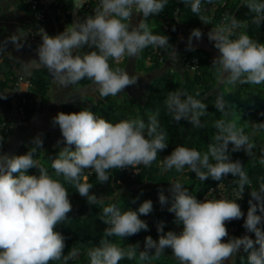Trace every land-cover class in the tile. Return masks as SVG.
Here are the masks:
<instances>
[{"label": "clouds", "instance_id": "1", "mask_svg": "<svg viewBox=\"0 0 264 264\" xmlns=\"http://www.w3.org/2000/svg\"><path fill=\"white\" fill-rule=\"evenodd\" d=\"M87 0H74L75 9L84 6ZM203 0H183L193 13L201 12ZM254 13L253 21L264 24V0H243ZM168 0H99L93 15L83 20L77 18L65 29L50 35L41 28V43L36 49L37 58L29 61L34 66H45L60 85H75L84 78L92 80L100 97L117 96L127 86L136 85L138 77L123 69L110 66L109 59L119 62L121 58L139 55L149 45L166 48L170 38L166 34L153 33L145 22L147 18L164 11ZM142 14L138 24L133 25V13ZM222 23L208 32L219 54L212 66L221 74L226 84L264 83V43L254 40L245 32L236 34L241 21L232 17L230 23ZM14 33L10 41L19 50L24 46ZM26 35V34H23ZM200 28L192 29L188 47L193 38L200 39ZM235 37V38H233ZM84 45L97 50L79 54ZM0 95V98H6ZM165 104L168 113L176 122L189 121L194 128L204 127L201 117L207 114V105L184 89L168 93ZM217 110L224 112L226 101L218 96ZM264 115V112L261 113ZM53 126H59L62 138L58 140L61 150L52 160L54 175L41 167L34 154L43 148V133L30 140L32 147L23 154L0 152V264H49L79 256L78 249L65 254L66 237L56 226L66 221L72 211L68 189L61 180L73 183L77 192L90 204L103 203L104 197L97 195L93 185L82 182L85 169H92L101 183L112 177V169H125L143 164L151 166L158 154L168 148V133L160 126L156 115L144 119H123L112 122L85 107L78 112L60 111L52 117ZM254 127L264 130V121L255 122ZM217 133L213 142L203 153L196 148L176 146L162 160V171L175 168L187 170L205 181L211 178L222 180L228 174L237 179L234 183L238 199H198L180 180L171 182L169 195L159 193L162 208L174 213V223L180 230L165 231V220L156 222L159 238L147 235L143 242L120 247L110 237L127 238L150 226L142 215L154 210V203L146 199L138 208L122 210L116 203L103 206L101 219L107 225L97 246L88 250L90 264H119L123 258H137L141 264H152L154 257L171 249L180 264H236L237 255L247 253L248 264H264V182L258 189L250 188L252 181L240 159H232V153L243 150L255 157L256 145L235 122L223 119L216 121ZM231 144V148H230ZM2 146V143H0ZM264 164V156L260 157ZM32 167H39V175L29 174ZM87 177H84V181ZM250 191L247 213L239 200ZM138 199V197H137ZM243 218L246 234L230 236L226 221ZM247 233H254L252 235ZM228 237V239H223Z\"/></svg>", "mask_w": 264, "mask_h": 264}, {"label": "trees", "instance_id": "2", "mask_svg": "<svg viewBox=\"0 0 264 264\" xmlns=\"http://www.w3.org/2000/svg\"><path fill=\"white\" fill-rule=\"evenodd\" d=\"M205 2L203 0L202 3ZM211 4L213 5L212 0ZM218 6L215 8L214 13L208 10L197 14L193 13L191 8L183 3V0H168L164 11L160 13L164 22H167L170 28L169 46L162 49L163 62L167 59L179 33L184 31L187 35H190L192 29L200 28L203 25L209 26L211 18H218L223 13L230 19L236 17L241 21V26L243 27L239 33L245 32L254 40L264 43V24H257L253 21L255 14L248 9L243 0H236L234 3H230V0H227ZM71 7L73 11L75 9L74 0L71 1ZM24 8L26 9L27 7L25 6ZM178 8H180V19L176 18ZM85 12L84 7L80 8L78 18L80 17L83 20ZM151 30L153 33L161 35L163 33L162 26L152 27ZM152 48L153 46L149 45L144 50L146 57H152L154 67L157 68L162 63L153 58ZM94 50L97 49L84 45L79 49V54L83 55ZM186 58L199 61L197 70L191 72L186 68L187 70L183 74L171 73L156 79L150 85L146 102L142 105L126 96L120 98L117 95L115 97L102 98L98 93L97 99L87 98L85 105H65L62 108L63 112L71 113L87 107L93 110L97 116H103L112 122L137 118L148 122L150 116L156 115L160 121V126L168 133L169 143L168 148L158 154L157 160L151 166L137 165L135 169L138 170V173L134 175H128L121 169H112L111 179L107 183H101L92 169H85L81 180L92 184L94 187L91 191L104 197L101 204H90L86 197L81 196L77 192L75 184L64 181L62 176H54V178L64 183L73 204L72 211L68 213L69 218L58 224L55 229L63 233L67 238L65 254L73 248L79 250L78 258L69 260L68 264H90L87 252L90 248L97 246L104 235V229L107 225L101 219L102 208L109 203L118 204L122 210H127L130 207L138 208L140 203L146 199H151L154 203L153 212L141 216L142 219L148 222L149 230H142L127 238L110 237L114 243H117L122 248H127L128 245L137 241L140 242V246L143 248V242L147 235H152L153 238L158 239L159 234L156 228L158 220L167 222L165 231L170 229L179 231L180 226L174 223V213L168 212L166 207L162 208L159 202L160 191L164 190L165 195H169L168 188L170 183L180 180L191 194L201 199L205 192L224 178L220 181L211 178L201 181L194 172L187 170V168L184 170L187 174L185 178H174L171 175L174 173L175 168L162 171V160L178 145L193 147L202 153L207 151L208 145L213 142V137L218 131L216 128L217 120L223 119L227 122H235L238 128H242L250 136V139L256 145L254 148L255 157H249L241 150L233 152L232 159H240L244 164V168L252 181L250 188L258 189L259 184L264 182V164L260 163V157L264 156V130L254 127L255 122L264 121V115H261L264 112V83L232 85V89L222 95L226 101V108L224 112H221L215 107L217 99L215 89L220 73L212 66V56L204 50L194 49L186 54ZM16 67L17 63L9 58H5L3 63L0 64V95L7 96L6 98H0V116L3 118H8L10 113L16 109V105H13V101L19 97L16 90L19 78ZM27 79L30 82V90L26 94L28 102L25 105V112L26 120H29L35 112L37 99H41V105L49 99L51 76L49 70L46 67H42L36 69ZM92 82V80L84 78L75 85L85 86ZM177 89L186 90L187 93L201 99L208 106L207 114L201 117L204 127L194 128L187 120L182 119L176 122L172 119L167 111L165 99L169 92ZM32 137L29 136L24 141L21 154L26 153L32 147L30 144ZM44 141L43 148H39L36 151L34 159L41 167L46 168L50 175H54L55 170L51 166L52 160L58 156L62 145L56 143L50 135H45ZM28 172L29 174L39 175L40 169L39 167H32ZM85 176L87 177L86 181H84ZM228 176L233 182L237 179L232 174H228ZM232 187L238 188V185L227 183L229 193L232 192ZM249 199L250 191L246 188L244 198L240 201L241 207L248 209ZM240 229L242 231L244 227L242 226ZM254 235H252L253 238ZM49 264H61V262L49 261ZM119 264H141V262L137 255L135 259L125 257L119 261ZM152 264H180V262L171 249H167L165 254L154 257ZM236 264H248L247 253L242 251Z\"/></svg>", "mask_w": 264, "mask_h": 264}, {"label": "crops", "instance_id": "3", "mask_svg": "<svg viewBox=\"0 0 264 264\" xmlns=\"http://www.w3.org/2000/svg\"><path fill=\"white\" fill-rule=\"evenodd\" d=\"M204 1L206 2L201 4V11L206 12L204 8L209 7L211 11L215 10V8L219 7V4L227 0H212L213 5L211 4V0ZM235 1L236 0H230V3H234ZM24 2L25 0H0V16L6 22L4 32L0 37V64L3 63L5 58H9L17 63V74L28 78L36 69L45 66H34L29 63L31 59L37 58V47L29 45L27 41V26H24L22 23L23 20L26 19ZM130 19L133 25L138 24L142 19V14H136L134 12ZM145 22L152 28L162 26L164 19L159 13L147 18ZM207 27L206 25L200 27L203 35L200 39L193 38L191 48L188 47L189 35L184 31L179 33L167 59L157 68H155L150 59L146 57L144 49L139 55L128 57L127 61L121 65L112 63L110 58L109 63L111 67L114 69H123L130 75L138 77L137 84L127 86L118 94V97L122 98L126 96L142 105L146 102L150 85L156 79L171 73L183 74V72H185L184 69L187 70L183 64V58L191 50L201 49L208 52L212 58L217 56V51L214 48L213 42L208 38L209 31L205 30ZM18 30H20L21 35H19L17 39L24 43V46L19 50L10 41V38L13 37L14 33L18 32ZM50 76L51 86L49 99L41 105L40 109L37 108L36 104L35 112L29 120L22 122L15 110L10 113L9 117L13 122V129L11 133L1 141L2 146H0V152H15L21 154L24 141L29 136H35L37 133H43L44 137L45 135H50L51 138L58 143V140L62 138V134L58 126H53L52 117L62 111L65 105H85V100L87 98H98L97 86L94 82L85 86L68 85L65 87L57 83L52 73H50ZM21 88L25 92H29L30 90V86L26 84L22 85Z\"/></svg>", "mask_w": 264, "mask_h": 264}, {"label": "built area", "instance_id": "4", "mask_svg": "<svg viewBox=\"0 0 264 264\" xmlns=\"http://www.w3.org/2000/svg\"><path fill=\"white\" fill-rule=\"evenodd\" d=\"M72 0H25L26 8V19L23 20V25L27 26L28 30V37L27 41L29 45L38 47L41 43V28H44L50 35H56L62 32L65 27L72 23V7H71ZM99 6V0H87L84 4V9L86 10L84 17L88 15H93L95 9ZM204 10L207 12L211 10V8L206 7ZM1 11V6H0ZM228 18L227 22L230 23V18L225 14H221L218 18H211L210 25L205 29L206 31H210L211 29H215L222 23H225V18ZM6 22L0 16V37L4 32ZM240 28L236 29V34H238L242 30ZM204 30V31H205ZM162 35L166 34L169 36L170 28L167 22H164L162 25ZM170 38V37H169ZM235 38V37H233ZM214 43V42H213ZM169 46V45H168ZM162 49L160 47L153 46L152 48V56L158 62L163 63L162 60ZM128 59V56L121 58L119 62H115L112 59V63L116 65L124 64ZM152 61V57L149 58ZM184 66L190 70L191 72H195L198 68L199 61L197 59L188 60L186 56L183 58ZM29 85L30 82L27 78L19 76L17 82V93L19 94L18 99H16V113L18 114L20 120L22 122H26V112H25V105L28 102L26 94L27 91L22 90V85ZM13 129V122L8 118H3L0 116V143L1 141L8 136ZM136 168V167H135ZM122 171L126 172L128 175H134L138 173V170L134 169L133 167L129 166L125 169H121ZM86 177V176H85ZM227 183L233 185V181L229 176L224 177V179L217 183L215 186L211 187L207 192L204 193L201 200L208 198V199H219V198H229V199H238L236 189L237 187H232V192L229 193L227 188ZM244 198V197H243ZM243 198L240 201L243 200ZM239 223V219H233L230 222L226 221L227 228L229 231V235L232 236L237 231V224ZM225 240L228 237L224 238Z\"/></svg>", "mask_w": 264, "mask_h": 264}, {"label": "rangeland", "instance_id": "5", "mask_svg": "<svg viewBox=\"0 0 264 264\" xmlns=\"http://www.w3.org/2000/svg\"><path fill=\"white\" fill-rule=\"evenodd\" d=\"M215 50L217 51L216 55H218L219 54L218 49L215 48ZM184 71H186V70L184 69ZM232 87L233 86L231 84H226V83L223 82V80L221 79V74H220V77H219V80H218V83H217V86H216V91H215L216 97L225 94L227 91H230L232 89ZM186 175L187 174H186L185 171L178 172V171L175 170L174 173L171 175V177L182 179V178H185ZM242 209L245 211V214H246L247 213V209H245L244 207H242ZM242 226H243V218L239 219V223L237 224V227H238L237 231L232 236H242V235L246 234V229L245 228L241 231L240 228ZM247 234L253 235L254 233H247ZM242 251L237 255L236 261L240 257ZM229 264H231V261H229Z\"/></svg>", "mask_w": 264, "mask_h": 264}, {"label": "water", "instance_id": "6", "mask_svg": "<svg viewBox=\"0 0 264 264\" xmlns=\"http://www.w3.org/2000/svg\"><path fill=\"white\" fill-rule=\"evenodd\" d=\"M80 9H74L73 10V15H72V22L75 21L78 18V13H79ZM212 12L214 13V10H212ZM176 18L180 19V8H178L177 13H176ZM13 105H16V100L13 101ZM41 107V99L38 98L37 99V108L40 109Z\"/></svg>", "mask_w": 264, "mask_h": 264}]
</instances>
